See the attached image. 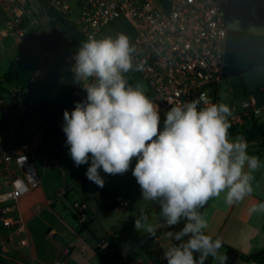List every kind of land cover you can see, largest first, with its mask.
Returning <instances> with one entry per match:
<instances>
[{
	"label": "crops",
	"instance_id": "1",
	"mask_svg": "<svg viewBox=\"0 0 264 264\" xmlns=\"http://www.w3.org/2000/svg\"><path fill=\"white\" fill-rule=\"evenodd\" d=\"M68 2L72 7L70 0ZM31 7L34 12L38 11V17L47 15H40L39 2ZM237 11L242 15L240 21L235 17ZM28 18L35 19L30 21L32 26L39 24L36 17ZM11 27L9 21L0 18V190H10L14 174H22L17 164L22 154L34 163L41 183L18 201L27 232L17 236L9 250L0 253V264H55L59 260L68 264H104L99 244L109 238L118 248L147 238V243L124 264H160L157 248H168L176 244L174 240L166 238L162 227L157 228L151 240L148 234L134 227V219L141 209L151 223L161 224L159 203L141 200L140 187L131 170L115 176L101 170L104 189L109 194L108 199H102L85 175L90 161L76 167L68 154L69 146L62 131L63 112L66 109L71 112L74 102L86 98L82 86L73 82L71 66L74 62L67 60L74 53L71 51L72 54L63 57L47 49L40 54L35 42L26 39L27 35L21 40L16 32L11 33ZM124 75L131 85L143 84L147 95L153 97L150 87L134 68ZM235 81L243 84L241 103L253 95L264 109V0L231 1L221 85L233 86ZM231 92L238 93L234 88ZM241 103L233 106L229 120L241 115L237 112ZM164 113L160 114L161 128ZM245 120L236 127L244 128L249 123L247 129L254 131L258 138L257 127L264 123V113L257 119ZM243 139L248 144L249 155L259 157L264 163L261 142L248 141L246 134ZM134 165L135 160L132 167ZM252 184L253 192L244 201L229 206L221 193L210 199L201 212L208 221L206 234L223 241L220 250L223 254L227 255L225 246L237 249L244 258L264 252V213L249 212L252 206L264 202V167L254 173ZM114 201L117 208L109 210ZM121 201L128 205H121ZM75 202L87 204L84 224H80L73 213ZM108 213H116L112 222L106 218ZM122 216L129 222L123 228ZM22 237L28 243L25 247L20 246ZM206 264H215V261L209 257ZM238 264L258 263L241 260Z\"/></svg>",
	"mask_w": 264,
	"mask_h": 264
},
{
	"label": "clouds",
	"instance_id": "2",
	"mask_svg": "<svg viewBox=\"0 0 264 264\" xmlns=\"http://www.w3.org/2000/svg\"><path fill=\"white\" fill-rule=\"evenodd\" d=\"M133 52L128 36L118 33L101 39L90 35L74 53L73 82L86 98L63 112L68 154L76 167L90 161L85 175L100 188L105 185L101 170L113 176L131 170L141 200L158 202L162 218L154 225L141 209L134 219L138 232L155 236L158 227L172 229L184 221L179 231L165 232L179 242L163 251L166 264H206L209 257L227 264L223 241L206 234L208 221L200 209L221 193L229 206L244 201L264 163L249 155L242 137H230L231 108L213 103L207 93L171 106L161 128L160 105L143 84L125 78L134 68ZM249 212L264 213V202Z\"/></svg>",
	"mask_w": 264,
	"mask_h": 264
},
{
	"label": "built area",
	"instance_id": "3",
	"mask_svg": "<svg viewBox=\"0 0 264 264\" xmlns=\"http://www.w3.org/2000/svg\"><path fill=\"white\" fill-rule=\"evenodd\" d=\"M75 1L79 12L73 21L84 40L90 35L97 38L100 32L122 18L133 26L136 31L131 43L134 69L140 65V70L136 71L150 87L152 99L160 105V114L177 103L197 99L201 93H207L213 103H219L232 0ZM47 2L48 8L71 18L73 10L68 0ZM0 7L9 19L11 29L23 40L27 32L21 24L33 9L29 1L0 0ZM67 60L74 62L73 56ZM241 107L244 113L231 119L234 126L243 125L245 118L257 119L264 113L253 95L245 98ZM17 164L22 174H14L10 190H0V253L9 250L16 237L27 232V223L17 204L23 195L41 183L37 168L26 154L17 158ZM120 203L128 205L126 201ZM72 209L78 222L86 223L87 204L75 202ZM4 232L7 234L3 235ZM27 244L26 238L22 237L20 246ZM99 248L103 256L115 252L109 240L102 241ZM166 249L158 247L156 250L160 264L166 262L163 259ZM55 264L68 263L59 260Z\"/></svg>",
	"mask_w": 264,
	"mask_h": 264
},
{
	"label": "rangeland",
	"instance_id": "4",
	"mask_svg": "<svg viewBox=\"0 0 264 264\" xmlns=\"http://www.w3.org/2000/svg\"><path fill=\"white\" fill-rule=\"evenodd\" d=\"M70 2L73 7V14L71 15V19L74 20L79 12V9L75 3V0H70ZM30 3L32 6H37L38 1L30 0ZM28 16L36 17V18L38 17L37 14L33 11V9L30 10ZM1 17L2 19L9 21V19L7 18V16L0 7V18ZM235 17L240 21L242 17L241 12L237 11V13H235ZM32 19L34 18L30 19L26 17L23 22V26H26L25 27L27 32L26 39L30 38L31 41L35 42L36 44L35 49L37 52L43 54L44 51L48 49L50 51H53L54 53L63 55V57L66 56L67 54H72L70 50L69 35L66 32L65 28L53 26L51 24V18L48 15H45L43 17H38L37 20L39 21V24L36 26H32L30 24V21ZM4 27L5 26H2V28ZM6 27L9 28L8 25ZM11 33H15V31L11 30ZM118 33L126 34L130 40V43L136 37V31L133 28V26L129 23L128 20L122 18L115 21L107 28H105L102 32H100L99 35L97 36V39H101L106 36H111L114 38ZM231 88H234V90H236L238 93L237 92H236L237 94L232 93ZM218 95H219V103H225L229 105V107L231 108V113L233 114V110H232L233 106L240 104L241 98L244 95L243 84L241 83V81H235V84L233 86L223 83V85H220L219 87ZM238 107L239 108L237 112H239V114L244 113V110L240 106ZM256 124H253L252 126L256 127L257 126ZM247 128H249V123H246L244 128L237 127L236 133L232 134L230 137L235 138L237 136H240L244 138V134H246V139L248 141H253V140L258 141L257 134H255L254 131L252 132L251 129H247ZM115 214L116 213H108L106 215V218L107 219L109 218V221L112 222L113 217L116 216ZM124 220L127 222H125ZM120 223L122 228L124 227V225L127 226L129 223L127 217L123 218L122 216Z\"/></svg>",
	"mask_w": 264,
	"mask_h": 264
},
{
	"label": "trees",
	"instance_id": "5",
	"mask_svg": "<svg viewBox=\"0 0 264 264\" xmlns=\"http://www.w3.org/2000/svg\"><path fill=\"white\" fill-rule=\"evenodd\" d=\"M38 2L40 4L41 8L46 11L45 13L51 18V24L53 26H61L63 28H67L72 23H74L73 20L69 19L66 16L61 15L60 13H58L53 8L52 9L48 8L47 0H38ZM21 27H23V24H21ZM69 37L71 39L70 49L73 53H75L76 50L81 45V43L85 40L81 37V35L77 31L73 34H69ZM229 122L231 124V127L229 129V135L231 136L232 134L236 133L237 127L232 125L231 120H229ZM257 130L259 132L258 140L262 144L261 147L264 148V123L259 125L257 127ZM89 183L94 188V190L100 194L102 199H108L109 198V194L104 189V187L100 188L93 182H89ZM112 198L114 200V195H112ZM116 208H117V203L114 201L113 206L108 208V209L114 210ZM203 209H204V207L200 209V212H202ZM183 224H184V221H181V223L179 225L175 226V228L167 229L166 231H169V230H171L173 232L179 231L183 227ZM159 231H163V230L160 229ZM155 235H156V233H155ZM153 237H155V236L149 235L148 238H149V240H151V239H153ZM109 240L111 241V246L115 249V252H113L112 255H110V256H102L104 264H124V263H126V261H128L130 259V256L125 257L120 252L119 248L115 245V243L112 241V239L109 238ZM174 242L176 244L179 243L178 241H175V240H174ZM225 247L227 248V264H238V262H240L241 260H245V261L255 260L258 264H264V259L262 258V256H264V252L254 254L248 258H244V256H242L240 251H238L237 249L229 247V246H225Z\"/></svg>",
	"mask_w": 264,
	"mask_h": 264
},
{
	"label": "water",
	"instance_id": "6",
	"mask_svg": "<svg viewBox=\"0 0 264 264\" xmlns=\"http://www.w3.org/2000/svg\"><path fill=\"white\" fill-rule=\"evenodd\" d=\"M44 13H45L44 9H41L40 15L42 16ZM65 30L68 34H73L77 31L74 23H72L69 27L65 28ZM162 228L164 230L168 229L166 225L163 226ZM147 241H148L147 238H143L142 240H139L132 244L123 245L119 248V250L125 257H128L139 251L147 243Z\"/></svg>",
	"mask_w": 264,
	"mask_h": 264
}]
</instances>
